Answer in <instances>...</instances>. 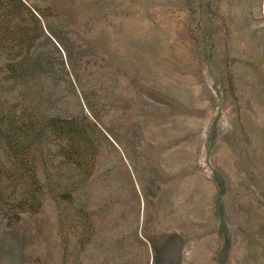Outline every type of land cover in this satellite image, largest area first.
Returning <instances> with one entry per match:
<instances>
[{
  "label": "rangeland",
  "instance_id": "374dc122",
  "mask_svg": "<svg viewBox=\"0 0 264 264\" xmlns=\"http://www.w3.org/2000/svg\"><path fill=\"white\" fill-rule=\"evenodd\" d=\"M21 2L0 264H264V0Z\"/></svg>",
  "mask_w": 264,
  "mask_h": 264
},
{
  "label": "trees",
  "instance_id": "16d2710c",
  "mask_svg": "<svg viewBox=\"0 0 264 264\" xmlns=\"http://www.w3.org/2000/svg\"><path fill=\"white\" fill-rule=\"evenodd\" d=\"M17 3L22 5L21 0H15ZM24 7V5H22ZM14 19V17L11 15L10 12H8V19H2L0 22V29L1 31L4 30V36L8 37V39H11V35L13 33H10V27H11V23L12 20ZM10 35V36H9ZM32 64H27V62L25 60L19 61V60H15L12 63H8L7 68H8V72H10L11 76L13 78H15L17 76V74H25V73H30L36 66L39 67L40 70H46L45 69V63L43 60L38 59V61H36L32 67ZM55 127V126H54ZM57 127V126H56ZM69 128V127H68ZM58 130V132L62 133H66L67 135H70L71 130L70 129H66V127H57L55 128ZM74 136V135H72ZM72 142L68 141V143L65 145H63L61 147V150L63 151V149L67 148V146L69 148H76L77 146V141H75L76 139L71 138V136H68ZM66 137V138H68ZM80 141V140H79ZM9 146H10V150L13 152V154H16L15 156L22 157V159L27 158V156H29L27 149L23 150L22 147V143H18L16 142L13 138L9 139ZM79 143H82V141H80ZM81 144H78V146H80Z\"/></svg>",
  "mask_w": 264,
  "mask_h": 264
}]
</instances>
